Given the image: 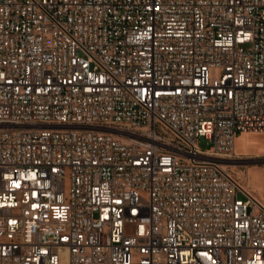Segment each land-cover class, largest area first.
Here are the masks:
<instances>
[{
  "label": "built area",
  "instance_id": "1",
  "mask_svg": "<svg viewBox=\"0 0 264 264\" xmlns=\"http://www.w3.org/2000/svg\"><path fill=\"white\" fill-rule=\"evenodd\" d=\"M248 132L264 0H0V264H264Z\"/></svg>",
  "mask_w": 264,
  "mask_h": 264
},
{
  "label": "rangeland",
  "instance_id": "2",
  "mask_svg": "<svg viewBox=\"0 0 264 264\" xmlns=\"http://www.w3.org/2000/svg\"><path fill=\"white\" fill-rule=\"evenodd\" d=\"M257 134H262L256 135V138H262L264 142V132ZM211 145L210 141L200 139L199 147L202 150L209 149ZM227 158H229V169L237 179L242 184L248 185L254 195L264 202V144L240 150L238 143L236 152Z\"/></svg>",
  "mask_w": 264,
  "mask_h": 264
},
{
  "label": "bare ground",
  "instance_id": "3",
  "mask_svg": "<svg viewBox=\"0 0 264 264\" xmlns=\"http://www.w3.org/2000/svg\"><path fill=\"white\" fill-rule=\"evenodd\" d=\"M257 133L256 132L243 133L240 137L237 138L235 145H234V148H233V152H236L238 143H239L240 150H246V149H249L250 146H255V145L257 146V145L264 144L262 138L261 139L256 138V135H262V134H257ZM228 159L229 158H226V161H225V164H227V165H228ZM242 185L247 191H249L250 193L253 194V196H255L254 193L249 189L248 185L247 186L244 184H242ZM257 199H259V198H257Z\"/></svg>",
  "mask_w": 264,
  "mask_h": 264
}]
</instances>
